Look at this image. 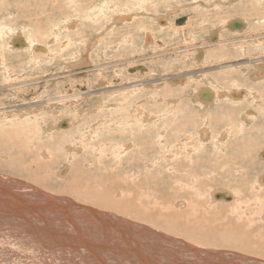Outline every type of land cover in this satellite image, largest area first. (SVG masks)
I'll use <instances>...</instances> for the list:
<instances>
[{"label": "bare ground", "instance_id": "bare-ground-1", "mask_svg": "<svg viewBox=\"0 0 264 264\" xmlns=\"http://www.w3.org/2000/svg\"><path fill=\"white\" fill-rule=\"evenodd\" d=\"M259 1L261 3V0L257 3ZM13 4L14 6H6V12L14 13L18 17L27 14L25 22L27 25L18 27L22 30L17 33H12L10 27H5L0 32L1 37L4 34L13 35L8 39L9 42L0 37V66L8 76V79H4L5 85H0V88L8 89L5 92L7 94L12 91L10 86H17L14 81L23 78V74L17 70L19 68L26 70L30 68L32 73L41 76L37 78V84L38 90L43 89L44 84V94H48L51 85L60 84L66 87L65 82L57 81L53 78L54 75L44 74L35 67L34 59L47 57H56L57 63L62 61L66 63L62 50L56 48L64 41L55 37L49 38L46 33H39L41 27L38 23H48L50 28L54 27L53 31H57L62 27L69 29L78 25L75 22L83 16L75 13L76 15H71L64 23L53 24L46 15L49 11L50 15L53 12L48 1L19 0ZM45 6L51 9L45 10ZM209 6H211L209 3L205 5L206 8ZM240 8L247 7L242 3ZM260 16L257 10L254 18ZM233 19L234 17L225 21L219 20L222 21L220 24L228 26L229 23L237 21ZM116 20L121 22L122 19ZM238 24V27L243 26V32L259 29L261 28L259 26L263 25L258 23L259 25L253 27L249 15L243 14L242 22ZM217 26L216 23L214 28ZM27 27L36 28L37 33L29 31ZM220 28L215 32L216 41L227 38L224 36L226 32L221 33ZM146 33L149 42L157 41L150 30ZM133 37L132 34L126 36L124 42L132 41ZM256 37L257 35L253 36L251 43L256 42ZM67 38H70L68 44L73 42L72 36ZM211 39H214V33L209 37L210 41ZM233 39L226 41L221 39L214 43L211 50L206 51V55L202 45L197 48L198 51L191 48L186 53H183L185 50L178 53H183L184 57L196 53L195 56L200 57V62L207 58H210L209 62L218 61V58L212 57L217 56L219 52L223 53L225 47H229L228 45L238 47V40L229 42ZM89 41L92 42L90 39ZM5 42L17 49H21L22 45L27 46L32 61L22 60L21 63L14 65V55H19L7 51ZM35 49H40V54L33 53ZM155 50L164 49L155 47ZM153 58L149 60L152 62ZM137 64L138 62L131 63V66L136 67L134 65ZM258 64L259 69L256 68L253 72L248 69L246 74H243L246 80L249 76L255 80H247V86H242L239 82L238 87L236 84L232 86L230 81L220 80L214 76L209 77L211 82L194 88L188 97L193 104H198L200 111L201 108L211 110L216 105L214 112L211 111L209 114L211 117L206 115L204 119L202 115L199 117L202 120L200 124H195L190 119L192 113L188 114L186 109L180 110L178 107L145 110L134 106L116 111L112 108L102 110L101 114L108 112L109 115H98L101 119L96 123L105 127L107 133L111 130L131 131L125 134L127 139H123L125 141L120 144L110 142L108 145L110 152L99 149L100 155H106L107 158L101 163V168L108 160L112 162V167L108 166L105 169L106 174L114 177V181L111 182H107L103 179L105 176L99 174V166L96 170L98 177H95L99 179H86L87 170L84 165L88 162L89 167L93 166L91 163L93 159L84 158L83 154L97 152L99 143L95 144L96 138L107 134L99 133L94 118H91L89 123V117L83 114L84 106L80 104V99L88 94L81 95L79 92L76 96L68 90L67 93L71 96L65 94L57 98L54 95L62 93L57 87V90L47 97V103L51 102L54 106L64 105L65 109L70 108L71 111L76 110L73 113L77 116L72 114L73 121L70 118L64 120L61 118L52 124L54 129L66 130L59 131L62 134L60 137L50 133L53 130L52 127L50 129V122L47 120L52 119L43 121L38 113L32 118L37 108L35 112L22 111L21 114L19 112L15 114V117L7 116L8 121L4 124L6 131L3 133L5 141L0 144V163H6L3 167L5 171L0 169V264H264V140L257 141L260 133H264V62L260 59ZM147 65L136 71H141L143 75L147 74L151 70ZM71 66L78 67L72 63ZM129 67L130 65L127 69ZM9 70L13 73L12 77L8 74ZM179 79H172L168 84L176 85V82L183 84L184 81L180 77ZM88 81L92 85V81L90 79ZM90 88L86 87L88 92H91ZM179 88L177 86V90L181 91ZM168 89L166 93L173 91V88ZM62 90L64 91L63 88ZM207 94H211V97L208 98ZM163 95L166 98L168 96L165 93ZM140 97L139 94L135 96L136 99ZM182 98L177 96L174 101L179 103ZM226 99H234L228 104V107L232 108L230 112L225 111L223 105L217 106L221 105L218 103L222 101L226 102ZM238 99L244 100L238 103L236 102ZM114 100L117 101L118 98ZM244 105L250 109L244 108ZM101 107L99 104L89 108L95 111ZM237 108L238 121L234 123L232 116L235 115ZM56 109L57 107H53L51 110L54 112ZM199 110H196L197 115ZM182 111H184L182 117H179L177 113ZM159 112L164 114L161 118L158 116ZM88 113L91 112L87 111ZM116 113L121 115L116 118L114 117L117 116ZM257 114H261V124L253 127L251 124L256 120ZM50 117L55 120L54 116L49 115ZM222 117L231 124L229 128L225 126V121L220 123L219 119ZM165 118L168 123L162 122ZM82 119L85 120V125ZM177 119L180 120L179 123L176 122ZM189 121L193 123L192 128L184 126V123ZM37 122L45 129L35 127ZM244 123L252 126L249 134L251 139L246 141L244 135L238 136V143L243 142L247 152L253 151L263 143L256 153L259 161L255 158V152H250L249 155L256 159H252V164L249 159L240 160L239 157L234 161L231 159L235 155H232L233 152L230 157L223 152L230 138L235 136L237 131H243ZM69 124L72 128L66 129ZM76 124H79L78 127L73 128ZM76 128L82 137L77 134ZM138 131L146 134L136 138L141 144L130 140L135 138L133 135ZM253 133L255 135H252ZM1 136L0 131V138ZM262 138L264 139V135ZM145 141L150 142L148 149L142 144ZM106 142L108 144L109 140ZM209 142L212 145V152L208 154L207 159L199 158L194 152L195 149L188 148L191 143L207 148ZM124 156L128 160L136 156L137 164L120 171L121 160H126ZM10 161L17 164L11 165ZM64 161H70L69 165L75 169L70 178H67L68 176L63 178L64 172L70 168ZM248 162L251 166L247 165ZM26 163L30 164L31 170L20 171L15 168L25 169ZM258 163H261L262 170L255 173L252 171L253 174H250L247 166L257 170L260 168ZM157 170L158 175L152 174ZM14 174H19L22 179ZM210 174L213 175L209 176ZM166 175L171 176L165 178ZM227 179L238 181V189L228 188L230 182L228 185L224 183ZM194 230L205 232L206 237L195 238Z\"/></svg>", "mask_w": 264, "mask_h": 264}, {"label": "rangeland", "instance_id": "rangeland-1", "mask_svg": "<svg viewBox=\"0 0 264 264\" xmlns=\"http://www.w3.org/2000/svg\"><path fill=\"white\" fill-rule=\"evenodd\" d=\"M45 1H48V5H50L53 10L51 15L49 14L50 11L46 14L52 20L53 24L57 22L64 23L67 19L71 18V15H74L75 13H77V15L79 14L83 16V18H80L78 21L76 20L77 22L75 23L78 25L69 28L71 30L62 27L57 31H53L54 27L50 28V24L38 23L41 27V31L39 33H46L49 36V38L55 37L64 41L63 44L57 45L56 48L62 50L64 54L63 60H65L66 63H63V61L61 63H57L58 59L56 57L55 58L47 57L37 60L34 59L33 62L35 63V67L37 69L39 68L40 71H42V73L44 72V74L54 75L53 78H55L57 81H63V83L65 82L66 87H63L60 84L56 85L54 83L55 85L50 86V90L48 94H44L43 92V90H45L44 84H43V89L38 90L39 86L37 84V78L41 76H39L37 73H32L30 71V68H28V70L20 69V68L17 69L20 71L21 74H23V78L14 81V84H16L17 86L14 87L10 86V90L12 89V91H9V93L7 94H5V92L8 89L5 88V90H3L2 88H0V131L2 132V136L0 138V144L5 141V138H3V133L6 131L4 128V124L8 121L7 116L15 117V114H17L18 112L20 114L22 111L35 112L37 108L32 118H34L36 113H38L39 116L42 117L41 119L43 121L44 119H52L51 121L47 120L50 122V129L53 126L52 124L54 122H58L59 119L61 118L62 120L69 118L70 120H72L71 119L72 114L76 115L75 113H73L76 110L71 111L70 108L65 109L64 105L54 106V104H52L51 102L48 103L46 102L47 97H50V95L53 94L54 90L55 89L57 90V87L62 92L58 95H54L57 98H60L65 94L71 96L70 93H67L68 90H71V93L75 94L76 96L77 93L79 92L81 95L88 94V96L82 97V99H80L81 100L80 104L84 106L83 114L89 117V123H90V119L94 118V124H96L99 127V133L102 132L104 135L107 133L105 127L99 126L96 122L99 121V119H101L98 117V115L99 116H103V114L104 116L109 115L108 112L103 114L100 113L102 110H107L109 108H112L113 110L116 111L118 109L119 110L130 109L134 106L141 107L142 109L145 110H150V109L164 110L171 107L173 108L178 107V109L180 108V110L186 109L187 110L186 112L188 114L192 113L190 114L191 117L190 119L195 124H200L202 120L199 117L201 115L203 119L206 116L211 117L209 114H211V111L214 112V107L216 105L213 108H211V110L210 109L205 110L201 108L200 111L198 109V104H193L190 98L188 97V95L190 96L192 94L194 88L201 85H206L207 83L212 81L210 80L209 77H214V76H216L220 80L230 81V85L232 86H235L236 84V87H238V82L242 86H247L248 85L247 80L248 81L249 80L255 81V80L250 78V76L249 79L247 78L246 80L245 79L246 77L243 74H246L248 69L251 72H253V70H255L256 68L259 69L258 61H260V59L262 62H264V0H261V3L260 1L259 3H257L258 0H255L256 2L252 0H45ZM15 2H19V0H0V32H2L5 27H10L12 33H17L18 31L22 30V29H18V27L22 25H27L25 23L26 18L28 17L27 14L18 17L14 13L6 12L5 9L6 6H14L13 3ZM208 3L211 4L212 7L209 6L208 8H206L205 5H207ZM242 3L245 4L247 8L241 9L240 6L242 5ZM51 8L49 6H45V10H49ZM254 8L258 10L259 14L261 15L260 17L254 18V14L257 11ZM136 12H139V14ZM37 14L40 16L39 13ZM242 14L245 16L249 15L250 24L253 27L259 24L260 25L263 24V25L259 26L261 27L259 29H253L249 32L247 30L246 32H243L242 31L243 26L233 27L231 26V23H229L228 26L225 25L224 23L220 24V22L222 21H220L219 19H223V21H225L230 17L231 18L234 17L233 20L242 22ZM117 18H121L122 19L121 22L116 20ZM257 20L259 21L257 22ZM256 22L257 24H255ZM216 23L218 24V26L217 28H214V25ZM33 27L31 28L27 27V28L29 31L35 33L36 28ZM219 28L221 33L226 32L224 36L227 37V38H220V40L223 39V41H226V39L229 40L234 38L232 41L229 42H236V40H238V47L236 46L234 48L233 45H228L229 47H225V49H223V53L219 52L221 55L218 53L217 56L212 57V59L218 58V61H213V62H209L208 59L210 58H207L205 61L203 60L200 62L199 60L200 57L195 56L196 53L184 57L183 53H186L188 49L195 48V50L198 51L199 49L197 48L201 47V45L203 47L202 49L204 55H206L207 53L206 51L209 52V50H211L214 43L220 41V40L216 41L217 36L215 34L216 30ZM147 30L151 31V35L154 37V40H157L156 42H149V38L146 33ZM212 33H214V39H211L210 41L209 37L212 35ZM131 34L134 36L132 38V41L127 43L124 42L125 37ZM252 35L253 36L257 35L256 42L254 41V43H251L252 40L254 39ZM11 36L4 34L2 37L1 36L0 37L8 40L10 39ZM67 36H72L71 38L73 40L72 43L69 44L67 43V41L70 40V38H67ZM257 38L259 39L257 40ZM89 39L92 40V42H90ZM239 43L241 44L239 45ZM5 44L7 46V51H12L14 54L18 53L17 55H19V56L14 55L13 58L14 65L21 63L22 60L27 62L32 61L31 57L28 54L27 46L22 45L21 49H17L12 44H10L9 46L7 42H5ZM9 47L15 50L9 49ZM155 47L162 48L164 50H155ZM39 50L35 49L32 52L35 54H40ZM180 50H185V51L182 54H179L181 52ZM149 58H153L152 60L156 62L153 61L151 62L150 61L151 59L149 60ZM130 62L132 64L138 62V64L134 65L136 67H132ZM71 63L72 65L74 64L78 65V67L76 68H72V66L70 67ZM147 64L151 67V70H149L147 74L143 75L142 73H140L141 71H136L141 69L139 66H143ZM128 65H130V67L127 69ZM155 69L158 71L157 72L153 71ZM151 73L152 75L149 76L148 74ZM8 74L11 77L13 76V73L10 70ZM55 74L58 76H55ZM84 74L85 76H83ZM179 77L184 81L183 82L184 85L180 84L181 82H176L175 83L176 85H173L172 83L168 84V81L170 83L172 79H179ZM4 79H8V76L6 72L4 73V70L1 69L0 66L1 86L5 85L4 82L6 80ZM88 79L92 81V85L89 84ZM200 80L201 82H197ZM22 83H24V85H22ZM75 84L78 85L75 86ZM88 86L91 87L90 88L91 92H88V89H86V87ZM177 86L178 88L180 87L179 89L181 91L177 90ZM188 86H190L189 87L190 89H188ZM32 88H34L35 90H31ZM62 88L64 89V91L62 90ZM165 88L166 89L173 88V91L172 92L168 91V93H166L165 91L167 90ZM163 93L168 95V96L166 95L167 98L163 95ZM138 94L141 95V97L136 99L135 96ZM177 96L183 97L182 100H179V103H176L174 101ZM116 98H118L117 101L114 100ZM243 100L244 99H238V101L236 100L235 101L241 103ZM225 101L226 102L222 101L221 103H218L221 105H217V106L223 105L224 107L222 108L225 111L231 110L232 108H229L228 104H231V102L234 101V99L233 100L226 99ZM100 102L103 104H101ZM99 104L102 105L101 108L95 111L91 110V108L95 107V105L98 106ZM112 104H114V106H111ZM53 107H57V109L54 111L55 113L53 112V110H51ZM244 108L247 109L248 107L244 105ZM249 109L250 108H248V110ZM196 110H199L198 115L196 114ZM56 111H58V113ZM87 111H90L91 113L87 114ZM51 112L55 115H53ZM183 112L184 111L180 113L177 112L176 113L179 117H182ZM49 115L54 116L55 120L52 117L49 118ZM116 115L117 116L114 117L117 118L119 115H121V113H116ZM163 115L164 114L161 112L158 113V116L160 118ZM235 115L232 116V120L234 121V123L238 121V108L235 110ZM76 116H73V118L74 117L76 118ZM215 116H212V118H214ZM219 120L221 121L220 123L225 121V126L227 128L231 126V124H229L226 121L225 117H222V119ZM261 120H262L261 114H257L256 120L253 121L251 125L253 127L255 125L260 126ZM82 122L83 125L86 124L84 123L85 120L83 121V119ZM162 122L168 123L167 118L163 119ZM176 122L179 123L180 120L178 121L177 119ZM78 125L79 124L74 125L73 128H75L76 126L78 127ZM36 126L37 128H41L42 130L45 129L38 122L35 124V127ZM184 126H186L187 128H192L193 123L189 121L187 123H184ZM252 126H247V124L244 123L243 131L242 132L237 131L236 135L230 138L228 144L224 146L225 150L223 149V152L226 156L230 157L233 154H235L234 155L235 158L234 156L231 158L234 161L238 160L237 157H239L240 160L249 159V162L252 164L253 163L252 159H254V156L249 154L250 152H255V158H257V161H259L258 156L256 157V153L263 144L262 143L264 140L262 138V135H264L263 132H261L260 133L261 135L258 136L257 141H260L259 139H262L261 142L262 144L257 142L258 145L260 144L259 145L260 147L257 146L258 149L256 148L253 151L249 150V152H247L244 149V143L243 142H241V144L238 143V136L241 137L244 135L246 141L247 139L248 140L251 139V136L249 134L250 131L252 130ZM70 128H72V125L69 124L66 127V129H70ZM52 130L53 131H50V133L54 134L55 137H60L62 135L60 132H66L65 129L59 130V129H54L53 127ZM130 132L131 131H125V130H111L110 133L106 134V136H101L100 138H96L95 144L98 145L99 143L97 152H90L88 154H83L84 158L93 159L91 160L93 166L89 167L88 162L84 165L85 169L87 170V173L85 174L87 176V178L85 177L87 180L99 179L95 177H98L96 170L100 167V169L98 170H100L99 174L105 176L103 179H105L107 182L108 181L111 182V180L114 181L113 176H110L105 173V169L108 166L112 167L111 165L112 162L108 160L105 166L101 168L102 166L101 163L104 160H107V158H105L106 155L105 156L100 155L101 151L99 149L102 148L105 152H110L108 146L109 143L116 142L117 145L120 144L121 142L125 141L123 139H127L125 137V134ZM74 133L72 134L73 136H75ZM77 134L80 135V132L78 131ZM140 135H146V134L140 133L138 131L133 135V137L135 138H130V140L134 141L136 144H141L136 141V138H138ZM252 135L255 134L253 133ZM98 139L100 141H98ZM107 140H109L108 144L106 142ZM93 142L94 141H92V143ZM149 143H150L149 141L147 142L145 141L142 144H144V147L148 149ZM238 144L240 145L239 147ZM208 145L209 146L207 148H204L198 146L197 143H191L188 145V148L195 149L194 152L198 154L199 158L205 157L207 159L208 154L212 152L211 142H209ZM238 148L241 151V154ZM4 150L5 148L3 149L2 154H4L3 153ZM89 150L91 151V146ZM236 150H238V152ZM231 152H233L232 155H230ZM236 154L238 156H236ZM124 158L126 160L124 159L121 160L120 171H125L126 168H129L131 165L135 166L137 164L136 160L138 158L136 156H133V159L131 158L129 160L126 158V156H124ZM249 162L247 163V165L251 166ZM10 163L11 165L17 164V162L14 161H10ZM65 163L70 168L69 170L66 171V173L64 172L63 178L67 176H68L67 178H70L72 177L71 175L75 173V169L70 166L71 165L70 161H64V164ZM26 164L27 167L25 169H22L20 167H15V168L19 169L20 171L31 170L30 164L28 163ZM259 164H260L259 166L260 168H257V170H254L251 167L247 166V170L249 168L250 174H253V172L255 173L257 171L260 172V170H262L261 163H258V165ZM5 165L6 163H0V169L4 170L3 167H5ZM152 174L158 175L159 170L154 171ZM14 175L21 178L19 174H14ZM211 175L213 174H210L209 176ZM169 176L171 175H166L165 178ZM110 177L112 178L109 179ZM227 180L224 181V183L228 185L230 182L231 184V187L229 184L228 188H231L233 190L238 189V181L233 182L231 179H230L231 181L229 179ZM194 236L195 238L197 237L205 238L206 233L200 232L198 230H194Z\"/></svg>", "mask_w": 264, "mask_h": 264}, {"label": "water", "instance_id": "water-1", "mask_svg": "<svg viewBox=\"0 0 264 264\" xmlns=\"http://www.w3.org/2000/svg\"><path fill=\"white\" fill-rule=\"evenodd\" d=\"M231 25L232 26H237L238 27V21H233V22H231ZM242 25V24H241ZM140 68L142 67V66H139ZM208 93V92H207ZM205 96H206V94H205ZM207 97L209 98V97H211V94H207Z\"/></svg>", "mask_w": 264, "mask_h": 264}]
</instances>
